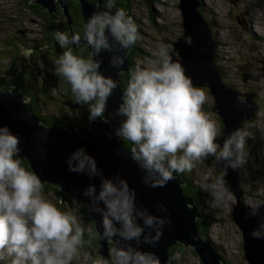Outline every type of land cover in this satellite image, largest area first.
Wrapping results in <instances>:
<instances>
[{"label": "clouds", "instance_id": "obj_1", "mask_svg": "<svg viewBox=\"0 0 264 264\" xmlns=\"http://www.w3.org/2000/svg\"><path fill=\"white\" fill-rule=\"evenodd\" d=\"M108 9L115 0H104ZM61 48L79 45L81 37L68 33H55ZM84 43L91 49V59L62 53L55 62L54 74L67 81L77 104H88L89 121L109 122L105 115L108 99L117 88V81L101 73L102 61L96 59L102 52L111 53L109 65L121 68L125 50L139 39L138 28L123 9L114 13L100 11L89 17L84 29ZM191 44V37L186 38ZM170 45H161L151 52L152 58L138 63L122 91L121 102L113 118L122 117L114 135L131 142L130 158L146 173L143 183L151 188L165 187L174 180V174L191 173L197 164L209 157L223 161V176L213 179L204 175L203 191L211 196L212 209L229 207L230 189L224 176L227 169L242 167L247 162L246 141L254 138L249 129H235L217 143L220 130L215 120L203 111L208 101L206 92L195 87L185 74L181 63L172 58ZM22 55L29 59L32 49L21 46ZM43 67L42 63L40 65ZM20 137L7 126H0V261L10 264H160L152 253L138 250L141 242L155 244L162 236L165 218L150 215L138 208L135 192L127 181L118 176L103 178L99 190L90 184L82 195L89 198L93 210L101 216L100 236L109 241L118 237L129 242L125 247L110 250V260L92 259L84 247L85 229L79 218L61 211L42 195L43 183L35 172L21 166L15 157L21 151ZM68 170L86 174L90 178L102 176L95 159L84 148L70 154ZM264 203V202H261ZM261 203L254 207L259 208ZM103 205V207H101ZM160 211H166L160 206ZM142 221L143 226L137 223ZM119 225V226H117ZM264 227V225H262ZM145 228L154 230L145 232ZM261 238L264 232L253 231Z\"/></svg>", "mask_w": 264, "mask_h": 264}, {"label": "water", "instance_id": "obj_2", "mask_svg": "<svg viewBox=\"0 0 264 264\" xmlns=\"http://www.w3.org/2000/svg\"><path fill=\"white\" fill-rule=\"evenodd\" d=\"M70 1L73 0H32L48 15H52L59 8L68 26L71 23ZM75 1L78 3L83 20L79 45L86 46L91 56V49L87 47L83 39L89 17L100 11L114 13L118 7L115 5L114 8L106 9L102 0H97L95 3L88 0ZM199 7V3L195 0H178L182 34L176 41L170 42L173 49L171 55L174 61L182 64L185 74L191 78L193 85L206 88L211 96V111L216 114L222 125L217 139V143L222 146L224 138L235 129H243V124L254 118L258 105L252 93L238 92L234 87L223 82L221 73L214 64L215 42L208 23L200 14ZM188 37H191V44L185 42ZM72 45L75 46V44ZM53 47L54 53L60 57L62 54L57 41ZM130 49L131 47L125 50L117 49L118 54L125 57L121 68H113L109 65L111 53L102 52L99 57H96L102 61L99 69L101 73L110 76L118 83L107 102L105 115L109 117L108 123L97 120L90 122L86 129L56 121L47 124L35 116L17 88L3 90L0 87V126H7L13 134L20 137L21 151L18 155L25 160L29 171L39 176L43 184L57 186L59 202L64 197H68L86 207L87 216L92 222V228L97 237L96 254L100 258L110 260V250L117 246L125 247L131 243L133 247H137L136 241L125 242L118 237H114L112 241L101 238L99 233L102 232V218L93 210L89 198L82 195L90 184L96 185L98 191L101 179H113L118 176L127 181L129 189L135 192L138 208L147 209L150 215L169 221L164 225L163 234L157 243L146 244L141 238L138 250L154 254L160 264H171V247L181 245L185 248L190 247L201 264H223L214 248L200 236L197 222L201 216L195 200L184 192L183 186L186 183L181 176L174 174L176 178L169 181L165 187H149L143 183L146 173L130 158L132 144L127 146L121 137L113 134L122 117L113 118L110 114L115 113L121 102L120 97L124 89L120 79L121 75L126 74L129 69L127 55ZM33 71L36 78L41 80L40 60L33 67ZM79 148H84L86 153L95 159L102 176L90 178L86 174H76L68 170V158ZM210 162L208 158L204 164ZM212 163L223 174L224 162H216L214 159ZM224 179L236 199L232 207L231 220L241 233L244 260L247 264H264V236L255 238L252 235L253 231L264 232V227L241 203L237 169L228 168ZM161 205L166 211H160ZM137 223L143 226L142 221L138 220ZM149 231H153L154 234V230L145 228V232Z\"/></svg>", "mask_w": 264, "mask_h": 264}, {"label": "rangeland", "instance_id": "obj_3", "mask_svg": "<svg viewBox=\"0 0 264 264\" xmlns=\"http://www.w3.org/2000/svg\"><path fill=\"white\" fill-rule=\"evenodd\" d=\"M17 1L0 0V40H3L0 41L1 51L14 50V48L7 49V45L4 46V39H12L14 36L22 38L26 35L32 45L36 44L34 39L41 36L39 34L42 25L38 18L28 13V10ZM195 1L201 7V9L199 7L201 16L210 25L211 35L215 40V62L223 69L221 76L223 82L231 85L238 92L252 93L258 98L255 99L258 108L254 118L243 128L249 129L252 126L250 131L254 134V138L246 141L247 162L237 168L240 200L255 208L257 203L264 202V0ZM120 2L124 5L120 9L132 18L138 28L139 39L131 46L136 53L131 50L127 55L128 60L134 65L132 74L138 63L152 58L153 50L161 45H170V42L176 41L182 34L181 15L178 0H127V3L121 0ZM51 61L49 60V63ZM56 61L57 59L52 61L53 72ZM53 77L54 80L48 88L49 96L70 94L74 100L72 92L63 88L66 80L59 79L55 74ZM68 88H70L69 84ZM202 89L208 96L203 111L216 121L219 128L216 114L212 111L206 112L205 106L212 103V98L206 88ZM62 101L65 100L50 102L43 98L39 103L40 112L50 114L57 119L65 118L68 120L67 124L69 121L79 120L81 117L79 110L73 108L68 111L63 108L67 104H63ZM15 158L19 159L18 156ZM208 172L213 174V179L223 176L213 163L212 165L197 164L191 173H182L196 199L198 211L208 218V221H205L207 238L220 248L223 258L230 264H247L241 247V233L231 220L232 207L236 203L235 196L230 191L228 208L212 209L210 194L202 190L205 183L203 177ZM52 193L42 190L46 200L61 211L65 209L64 212L75 215L76 207L73 208L68 200L55 201ZM260 207H264V203H261ZM82 252H85L84 249ZM171 259L172 264H201L190 247H175L171 252ZM0 264H10V261H0Z\"/></svg>", "mask_w": 264, "mask_h": 264}, {"label": "trees", "instance_id": "obj_4", "mask_svg": "<svg viewBox=\"0 0 264 264\" xmlns=\"http://www.w3.org/2000/svg\"><path fill=\"white\" fill-rule=\"evenodd\" d=\"M88 1L96 2L97 0H88ZM120 1L121 0H119L118 3H121ZM123 1H125L127 3V0H123ZM17 2L20 5H22L24 8H26L28 10V13H30L33 16H36V18H38V20L40 21V23L42 25V31H41L42 35L40 36V38L34 39L36 41V43L39 42L38 45H34V44L31 45V43H30L31 40H29L28 37H26V35H23L24 37H22V38H20L19 36H14V38H12V39H6V40L4 39V42H5L4 46L6 47V45H7V49H13V48H15V46H17L19 48L18 49L19 52L15 51V50H12V51H10V50L1 51L0 50V87L2 86L1 88L3 90L17 88L19 90L21 96L24 98V101L30 105V108H31L32 112L35 114V116L37 118H39L40 120L44 121L45 123L49 124L52 121H56L59 123H63V124L66 123L67 124L68 120L65 118H63L61 120V119H54L53 117H50V120H48L47 119L48 116L45 113L40 112V109H39V103H40L39 97L40 96H39L38 90L37 91H30L28 89V86H21V84H22L21 82H20L21 84L17 83L16 86L7 85V82H5V77H8L12 74V72L14 70L15 63L17 62V60H19V57L22 55L21 46L24 49H32L34 52H38L40 50L41 46H43L45 43H49V44L51 43L52 44L53 40H55L54 37L51 38V36H50L52 31L62 32V31H65L68 27L66 21L63 20L64 18L61 14V11H60V13L55 12L52 15H48L47 13L41 12L40 7H38V6L36 7V5H33L31 0H18ZM70 5H71L70 13H72V11L78 12V5L76 3L70 1ZM200 9H201V7H200ZM74 19H75L74 17H71L72 21H74ZM0 41H3V40H0ZM20 43H22V44H20ZM131 50H134L133 52L136 53V50L133 47H131ZM34 59L35 58H33V60ZM127 60H128V56H127ZM128 62H129V69H128L126 74L121 75V79H120V83H121L123 89H126L128 81L131 77V72L133 71V67H134V65L129 60H128ZM214 64L222 76L223 69L220 68L218 64H216L215 60H214ZM26 73H28V72L26 71ZM32 75H33V73H32ZM226 85L231 86L229 84H226ZM63 88L69 89L71 91V89L68 88V86H63ZM43 93H44V98L46 99V101L55 102L58 100L59 97H62L66 101L68 100V98L65 97L64 95L62 96V94H60V95L58 94L56 97H55V95L49 96L48 86H43ZM66 95L69 96L68 94H66ZM255 99H258V98H257V96L254 95V101H255ZM74 102L76 103V100H74ZM205 107H206V112L210 113L212 103L209 105H206ZM87 113H86L87 115L84 116V119L81 118L80 122H79V120H77L76 122L69 121V123L75 125L76 128H82V129L88 128L90 122H89V112H87ZM216 120L219 122V130L221 131L222 125L220 123V120L217 117H216ZM247 124L248 123H244L243 128ZM122 141L127 146L131 145V142L124 139V138H122ZM17 156H18L19 160L21 161L22 166L29 171V168L27 167L25 160L23 158H21L18 154H17ZM214 159L215 158H213V160ZM179 175L181 176V178L186 183L185 186H183L184 192L186 193L187 196H189V197L191 196V198H193L196 202V199L193 196V193L189 190V187H188L189 185H188L186 179L183 177L182 174H179ZM42 190L46 193L53 192L52 194L55 197V201H58L59 192L57 191L58 188L56 186H51V185L45 183V184H43ZM242 197H243V192H242ZM67 200H68V203L72 206V204L69 201V198L64 197L62 201L66 202ZM241 202L244 204L246 210L248 212H250L252 215H254V217L257 218L261 222L262 225H264V207L253 208V207L245 204L243 202V200H241ZM63 211H65V209H63ZM74 213L79 218V220L81 221V226L85 229L84 239L90 238V234L92 235L94 233V230L92 228V222L90 220H88L86 207L83 206L82 204H78V208L75 209ZM199 214L201 216V219L197 222V227L199 229L201 238L206 240L209 243V245L212 248H214L216 253L221 257L223 264H230L229 262H227L223 258V255L221 253L220 248L208 240L206 232H205V230H206L205 229V221H208V218L207 217L205 218L200 211H199ZM84 221H87L89 223L90 227L88 228V230L85 227ZM95 237H96V235H95ZM95 242L97 243V238H96ZM175 247L179 248L180 246H175ZM175 247H171V249H170L171 264H172L171 252ZM93 250H97V247L94 248Z\"/></svg>", "mask_w": 264, "mask_h": 264}, {"label": "flooded vegetation", "instance_id": "obj_5", "mask_svg": "<svg viewBox=\"0 0 264 264\" xmlns=\"http://www.w3.org/2000/svg\"><path fill=\"white\" fill-rule=\"evenodd\" d=\"M102 1L104 2V0H102ZM118 1L119 0H115V5H117V7L120 9L124 5L122 3H118ZM31 2H32V0H31ZM72 2H74L78 5V3L75 0H73ZM92 3H95V2H92ZM32 4L36 5L33 2H32ZM37 6L38 5H36V7ZM38 7H40V6H38ZM104 7H105V2H104ZM40 9H41L40 10L41 12L46 13L41 7H40ZM106 9H108V8H106ZM55 12L60 13V9L57 8ZM71 17L75 18L74 21L71 20L70 26H68V28L62 32L68 33L69 36H72L74 34L81 36L82 35L83 20H82L80 13H79V6H78V12L72 11V13H70V18ZM56 32L57 31H52V33L50 35L51 38L54 37V39H55V33ZM39 35H42L41 31H40ZM38 38H40V36H38ZM56 41H57L56 39L53 40L52 44L51 43L50 44L45 43L43 46H41V48L38 52H34L32 50V55L29 59H25V57L23 55H21L19 57V60H17V62L15 63L14 70H13L12 74L8 77H5V82H7V85L16 86L17 83H19V84L22 83L21 86H28V89L30 91H37L38 90V93L40 96L39 99H40V101H42L44 98L43 86H48V88H49V86H51V81L54 80V77H53L54 72H53V69L51 67L52 61H53V59L58 60L60 58L53 51V49H54L53 44ZM20 44H22V43H20ZM38 44H39V42H37L34 45H38ZM18 49L19 48L17 46H15L14 50L19 52ZM60 50H61V54L66 52V51H71L74 55H76L78 57H81L84 59H91L90 53L87 51L86 46H82V45L73 46L72 44H69L68 46H66L64 48L60 47ZM130 52H131V49H130L129 53ZM129 53H128V55H129ZM33 58H35V59L33 60ZM39 60H40V65H41V63L43 65V67H41V72H42L41 80H38L36 78V76L34 75V71H33V67L37 65ZM49 60H52V61L49 63ZM26 71L28 73H26ZM32 73H33V75H32ZM64 86H68L67 81H66ZM68 95L69 96L65 95V97H67L68 100L62 101L63 104H65V103L67 104V106H63V108L67 109L68 111L73 110V108H77L79 110V112L81 113V117L79 119V122H80L81 118L84 119V116L88 114L87 112H89L90 105H88V104H83V105L77 104L74 102L75 99L72 100V98H71L72 95H70V94H68ZM55 97H56V95H55ZM69 98H71V99L69 100ZM61 99H63V98L60 97L57 101H60ZM47 116H48L47 117L48 120H50V117H53L50 114H47ZM53 118L57 119L55 117H53ZM60 119L62 120L63 118L61 117ZM209 158L211 160L209 165H212L213 157H209ZM49 185H51V184H49ZM51 186H55V185H51ZM69 201L72 204V207L74 206V207L78 208V204L75 203L72 199L69 198ZM88 220H90V219L88 218ZM84 223H85L86 228L88 230V228L90 227L89 223L87 221H84ZM95 235L96 234L94 232L92 235L90 234V238H85L84 239L85 243H84V247H83L84 251L88 252L92 256L93 260L100 258V256H98L96 254L97 250H93L96 247L98 248V245L95 242V240L97 238V237H95ZM176 246H181V245H176Z\"/></svg>", "mask_w": 264, "mask_h": 264}]
</instances>
